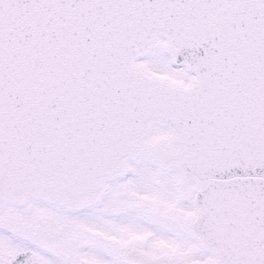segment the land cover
Instances as JSON below:
<instances>
[{"label": "snow or ice", "instance_id": "1", "mask_svg": "<svg viewBox=\"0 0 264 264\" xmlns=\"http://www.w3.org/2000/svg\"><path fill=\"white\" fill-rule=\"evenodd\" d=\"M0 264H264V0H0Z\"/></svg>", "mask_w": 264, "mask_h": 264}]
</instances>
